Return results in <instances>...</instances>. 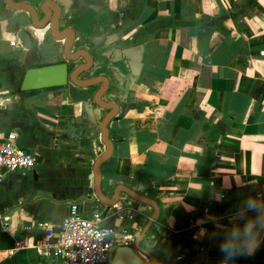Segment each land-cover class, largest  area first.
<instances>
[{"label": "crops", "instance_id": "0c3cea01", "mask_svg": "<svg viewBox=\"0 0 264 264\" xmlns=\"http://www.w3.org/2000/svg\"><path fill=\"white\" fill-rule=\"evenodd\" d=\"M60 26L90 52L93 75L110 79L104 99L119 107L103 193L122 185L158 205L140 245L165 264H264V0H70ZM49 29L0 0V138L15 134L38 159L0 179V264H61L33 245L38 223L58 225L71 203L133 242L149 218L106 212L94 194L93 161L105 148L99 85L20 90L36 60H63ZM113 207L153 213L124 193ZM19 239L26 245L15 249Z\"/></svg>", "mask_w": 264, "mask_h": 264}, {"label": "water", "instance_id": "95a60500", "mask_svg": "<svg viewBox=\"0 0 264 264\" xmlns=\"http://www.w3.org/2000/svg\"><path fill=\"white\" fill-rule=\"evenodd\" d=\"M5 2L12 9L26 11L34 27L43 28L49 25L50 36L53 40H63L61 44L63 60L49 64H38V60H36L33 66L24 70L19 79L21 91L60 87L68 83L80 87L99 85L93 94V103L99 109L106 110L103 116L97 115L98 128L101 131V142L105 148L93 161L92 185L94 194L105 205L106 212H118L122 218L128 220L137 218L139 212L149 216L144 229L136 232L133 243L117 247L111 256L110 264H144L141 256L146 257L153 264H165L140 245L145 231L158 215L157 203L122 185H116L113 191L107 194L103 193L101 189L99 168L113 151V142L109 137V123L116 117L119 107L114 100L104 99V95L110 87V79L104 74L93 75L99 67L94 65L90 52L82 46H74L75 32L72 28L60 26L61 9L67 8L70 5V0H40L34 4L23 0H5ZM18 36L26 48H33L31 36L27 31L19 30ZM86 72H89V74L82 77ZM122 193L135 202L150 205L153 208V213L149 214L143 208L134 211L131 209L118 210L113 207L114 204L120 201Z\"/></svg>", "mask_w": 264, "mask_h": 264}, {"label": "built area", "instance_id": "2783aa9c", "mask_svg": "<svg viewBox=\"0 0 264 264\" xmlns=\"http://www.w3.org/2000/svg\"><path fill=\"white\" fill-rule=\"evenodd\" d=\"M13 133L0 138V179L6 173L29 171L38 159L31 151L16 144ZM43 237L33 245L41 258L54 257L61 264H106L114 247L129 245L133 235L125 229L101 225L97 215L89 218L77 203L69 205L68 215L58 225L38 223ZM26 244L21 239L15 249Z\"/></svg>", "mask_w": 264, "mask_h": 264}, {"label": "trees", "instance_id": "16d2710c", "mask_svg": "<svg viewBox=\"0 0 264 264\" xmlns=\"http://www.w3.org/2000/svg\"><path fill=\"white\" fill-rule=\"evenodd\" d=\"M61 47V46H60ZM61 49V48H60ZM34 51H36V46L34 45ZM19 88H20V82H19Z\"/></svg>", "mask_w": 264, "mask_h": 264}, {"label": "clouds", "instance_id": "9594fccd", "mask_svg": "<svg viewBox=\"0 0 264 264\" xmlns=\"http://www.w3.org/2000/svg\"><path fill=\"white\" fill-rule=\"evenodd\" d=\"M0 106H3V101H0Z\"/></svg>", "mask_w": 264, "mask_h": 264}, {"label": "rangeland", "instance_id": "374dc122", "mask_svg": "<svg viewBox=\"0 0 264 264\" xmlns=\"http://www.w3.org/2000/svg\"><path fill=\"white\" fill-rule=\"evenodd\" d=\"M75 47H77V45H75ZM84 75V74H83Z\"/></svg>", "mask_w": 264, "mask_h": 264}]
</instances>
